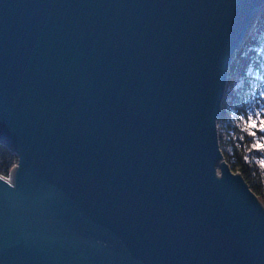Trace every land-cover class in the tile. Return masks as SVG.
<instances>
[{
	"label": "water",
	"instance_id": "obj_1",
	"mask_svg": "<svg viewBox=\"0 0 264 264\" xmlns=\"http://www.w3.org/2000/svg\"><path fill=\"white\" fill-rule=\"evenodd\" d=\"M263 5L0 0V264H264L217 128Z\"/></svg>",
	"mask_w": 264,
	"mask_h": 264
},
{
	"label": "trees",
	"instance_id": "obj_2",
	"mask_svg": "<svg viewBox=\"0 0 264 264\" xmlns=\"http://www.w3.org/2000/svg\"><path fill=\"white\" fill-rule=\"evenodd\" d=\"M262 11L229 65L217 128L225 161L264 205V148L259 146L264 144L260 128L264 121V8ZM17 162L18 154L0 144V174L9 177Z\"/></svg>",
	"mask_w": 264,
	"mask_h": 264
},
{
	"label": "bare ground",
	"instance_id": "obj_3",
	"mask_svg": "<svg viewBox=\"0 0 264 264\" xmlns=\"http://www.w3.org/2000/svg\"><path fill=\"white\" fill-rule=\"evenodd\" d=\"M262 8H264V5L262 6ZM262 8H261V10H260L259 16H260V15L262 14V12H263V11H262V10H263ZM259 16H258V17H259ZM257 21H258V19L256 20L255 25H256ZM255 25H254V26H255ZM248 35H249V33L246 35V37H245L244 40L241 42V44H243V43L246 42V40H247V38H248ZM238 48H239V47H237V50H238ZM240 48H241V47H240ZM240 48H239V49H240ZM231 54H232V53H231ZM227 64H228V63H227ZM215 114H216V113H215Z\"/></svg>",
	"mask_w": 264,
	"mask_h": 264
},
{
	"label": "snow or ice",
	"instance_id": "obj_4",
	"mask_svg": "<svg viewBox=\"0 0 264 264\" xmlns=\"http://www.w3.org/2000/svg\"><path fill=\"white\" fill-rule=\"evenodd\" d=\"M253 126H255V124H253ZM260 128H261V130H264V121H261L260 122ZM255 133H253V135H254ZM261 148H264V144H262V145H259Z\"/></svg>",
	"mask_w": 264,
	"mask_h": 264
},
{
	"label": "rangeland",
	"instance_id": "obj_5",
	"mask_svg": "<svg viewBox=\"0 0 264 264\" xmlns=\"http://www.w3.org/2000/svg\"><path fill=\"white\" fill-rule=\"evenodd\" d=\"M251 29H252V28H251ZM218 171H219V173L221 172V171H220V168H218ZM9 177H10V176H9Z\"/></svg>",
	"mask_w": 264,
	"mask_h": 264
}]
</instances>
